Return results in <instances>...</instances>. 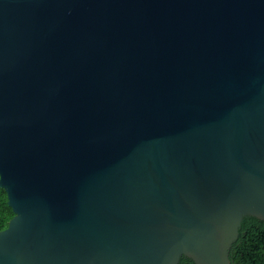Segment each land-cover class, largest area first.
<instances>
[{
    "label": "water",
    "instance_id": "95a60500",
    "mask_svg": "<svg viewBox=\"0 0 264 264\" xmlns=\"http://www.w3.org/2000/svg\"><path fill=\"white\" fill-rule=\"evenodd\" d=\"M0 188V264H234L264 0H0Z\"/></svg>",
    "mask_w": 264,
    "mask_h": 264
},
{
    "label": "trees",
    "instance_id": "16d2710c",
    "mask_svg": "<svg viewBox=\"0 0 264 264\" xmlns=\"http://www.w3.org/2000/svg\"><path fill=\"white\" fill-rule=\"evenodd\" d=\"M7 203L6 192L0 188V230L8 226L13 217ZM230 259L234 264H264V222L253 217L243 220L238 239L230 250ZM179 264H195L188 258H182Z\"/></svg>",
    "mask_w": 264,
    "mask_h": 264
}]
</instances>
